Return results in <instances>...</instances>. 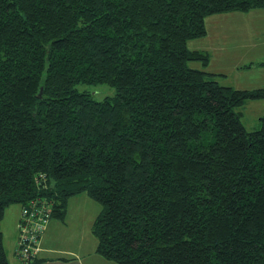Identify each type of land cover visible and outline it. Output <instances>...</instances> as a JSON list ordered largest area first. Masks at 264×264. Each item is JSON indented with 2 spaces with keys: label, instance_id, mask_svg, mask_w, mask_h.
Listing matches in <instances>:
<instances>
[{
  "label": "trees",
  "instance_id": "16d2710c",
  "mask_svg": "<svg viewBox=\"0 0 264 264\" xmlns=\"http://www.w3.org/2000/svg\"><path fill=\"white\" fill-rule=\"evenodd\" d=\"M259 8L0 0V223L31 201L63 219L87 193L97 251L119 264H264V116L248 130L239 111L264 86L220 83L188 45L208 16Z\"/></svg>",
  "mask_w": 264,
  "mask_h": 264
},
{
  "label": "rangeland",
  "instance_id": "374dc122",
  "mask_svg": "<svg viewBox=\"0 0 264 264\" xmlns=\"http://www.w3.org/2000/svg\"><path fill=\"white\" fill-rule=\"evenodd\" d=\"M206 25L208 34L190 40L188 45L192 49H195L194 46H203L212 52L208 70L225 72L226 75L218 77L220 83L247 89L264 86V64H260L264 61V9L213 14L206 18ZM190 65L203 67L200 60L190 61ZM95 89L98 99L107 93L103 88ZM109 90L112 92L111 88ZM239 111L248 130L259 129L261 117L264 116V98L248 100ZM12 207L21 210L20 204H14ZM7 209L8 220L5 222L4 240L9 263L15 264L17 258L11 249L13 227L10 223V217L13 218L12 213L15 211ZM101 209L102 205L87 193L72 197L69 204L70 214L74 216L75 222L79 219L78 223L83 227V233L89 229V223L93 222ZM59 236L61 238L56 242L62 246L75 244V238L65 231Z\"/></svg>",
  "mask_w": 264,
  "mask_h": 264
},
{
  "label": "crops",
  "instance_id": "0c3cea01",
  "mask_svg": "<svg viewBox=\"0 0 264 264\" xmlns=\"http://www.w3.org/2000/svg\"><path fill=\"white\" fill-rule=\"evenodd\" d=\"M194 48L200 50H206L210 53V55L212 53L210 50L204 48L203 46H194ZM210 63H211V59L209 64ZM206 68L208 69V66ZM212 72L221 73V76L226 75L224 71L222 72L212 71ZM71 198L68 201V207L65 217L63 219H59L57 217L52 218L48 224L46 231L42 235L39 244L40 250L37 255V258L39 259L38 264H119L113 260L107 259L106 257L102 256L100 253H98L97 251L98 239L92 232V225L95 219L93 220V222L89 223V229L84 231V233L82 232L83 227L78 223L80 222L79 219L77 220L78 222H75L74 216L70 214L69 211V204ZM12 206H14V204L8 206L7 211L8 210L15 211V212L12 211L13 218L10 217V223L12 224L13 227L12 229L13 244L11 249L14 256L17 258L15 253L16 251L15 248L19 234V222L21 218L22 205H21V210L12 209L13 208ZM7 218H8L7 212H5V216L0 223V228L3 231V235L5 234V222H7L8 220ZM55 218L57 219L55 220ZM64 231L68 233L70 236H73L75 238L74 245L65 247L56 242L57 239L59 240L61 238L59 235H61ZM4 244H5V240H4ZM5 248H6V244H5ZM15 264H21V261L17 258Z\"/></svg>",
  "mask_w": 264,
  "mask_h": 264
},
{
  "label": "built area",
  "instance_id": "2783aa9c",
  "mask_svg": "<svg viewBox=\"0 0 264 264\" xmlns=\"http://www.w3.org/2000/svg\"><path fill=\"white\" fill-rule=\"evenodd\" d=\"M52 211L51 204L45 201H31L22 206L21 235L17 248V255L22 262L30 263L37 257L41 237L51 220Z\"/></svg>",
  "mask_w": 264,
  "mask_h": 264
},
{
  "label": "water",
  "instance_id": "95a60500",
  "mask_svg": "<svg viewBox=\"0 0 264 264\" xmlns=\"http://www.w3.org/2000/svg\"><path fill=\"white\" fill-rule=\"evenodd\" d=\"M42 94V92H40V95Z\"/></svg>",
  "mask_w": 264,
  "mask_h": 264
},
{
  "label": "clouds",
  "instance_id": "9594fccd",
  "mask_svg": "<svg viewBox=\"0 0 264 264\" xmlns=\"http://www.w3.org/2000/svg\"><path fill=\"white\" fill-rule=\"evenodd\" d=\"M51 221V220H50Z\"/></svg>",
  "mask_w": 264,
  "mask_h": 264
}]
</instances>
